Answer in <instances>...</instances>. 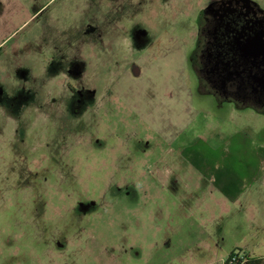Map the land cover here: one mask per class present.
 I'll use <instances>...</instances> for the list:
<instances>
[{
    "label": "rangeland",
    "instance_id": "1",
    "mask_svg": "<svg viewBox=\"0 0 264 264\" xmlns=\"http://www.w3.org/2000/svg\"><path fill=\"white\" fill-rule=\"evenodd\" d=\"M210 1L0 0V264H187L164 244L183 205L138 177L264 142V113L217 105L191 70Z\"/></svg>",
    "mask_w": 264,
    "mask_h": 264
},
{
    "label": "crops",
    "instance_id": "2",
    "mask_svg": "<svg viewBox=\"0 0 264 264\" xmlns=\"http://www.w3.org/2000/svg\"><path fill=\"white\" fill-rule=\"evenodd\" d=\"M10 38L4 35L0 47ZM244 137L215 149L191 147L178 155L187 166H153L138 177L137 187L152 198L168 192L183 205L184 219L176 220L182 226L172 238L164 234V244L178 251L172 262L184 263V255L187 264H226L235 250L264 260V142Z\"/></svg>",
    "mask_w": 264,
    "mask_h": 264
},
{
    "label": "flooded vegetation",
    "instance_id": "3",
    "mask_svg": "<svg viewBox=\"0 0 264 264\" xmlns=\"http://www.w3.org/2000/svg\"><path fill=\"white\" fill-rule=\"evenodd\" d=\"M194 22L197 34L189 63L200 89L220 106L264 110V9L260 3L212 0L198 11Z\"/></svg>",
    "mask_w": 264,
    "mask_h": 264
},
{
    "label": "built area",
    "instance_id": "4",
    "mask_svg": "<svg viewBox=\"0 0 264 264\" xmlns=\"http://www.w3.org/2000/svg\"><path fill=\"white\" fill-rule=\"evenodd\" d=\"M248 256L245 252L235 250L227 259V264H247Z\"/></svg>",
    "mask_w": 264,
    "mask_h": 264
},
{
    "label": "trees",
    "instance_id": "5",
    "mask_svg": "<svg viewBox=\"0 0 264 264\" xmlns=\"http://www.w3.org/2000/svg\"><path fill=\"white\" fill-rule=\"evenodd\" d=\"M259 112L264 113V110H259ZM247 264H264V260H249L248 258Z\"/></svg>",
    "mask_w": 264,
    "mask_h": 264
}]
</instances>
